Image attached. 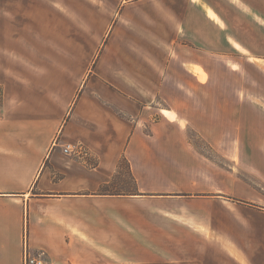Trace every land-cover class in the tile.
Masks as SVG:
<instances>
[{
  "label": "crops",
  "instance_id": "crops-1",
  "mask_svg": "<svg viewBox=\"0 0 264 264\" xmlns=\"http://www.w3.org/2000/svg\"><path fill=\"white\" fill-rule=\"evenodd\" d=\"M191 133L264 154V0H0V264H264V168Z\"/></svg>",
  "mask_w": 264,
  "mask_h": 264
},
{
  "label": "rangeland",
  "instance_id": "rangeland-1",
  "mask_svg": "<svg viewBox=\"0 0 264 264\" xmlns=\"http://www.w3.org/2000/svg\"><path fill=\"white\" fill-rule=\"evenodd\" d=\"M249 97L251 98H256L258 97V92H257V84L255 82H251L249 85ZM190 139L191 141L195 144V146L201 150V152H203V154H205L207 157L215 160L217 163H219L221 166L224 167H228L229 165H231V159L234 160V162H241L243 160V162H249L251 164V166H253L255 169L259 168H264V154L260 152H258L257 149V142H255L254 146L252 147V151L253 153L251 154H242L237 152L234 154L229 155V158H225L220 154L215 153L208 144H206L204 141H202L201 139L197 138L196 135H194L193 133H191L190 135ZM252 168V167H251ZM124 173L127 172L126 167L123 168ZM242 175V173H241ZM246 176L242 175L243 178H245L247 181H251V178H249L247 176V174H245ZM126 179V178H124ZM130 182V181H128ZM121 189H125V188H121Z\"/></svg>",
  "mask_w": 264,
  "mask_h": 264
},
{
  "label": "built area",
  "instance_id": "built-area-1",
  "mask_svg": "<svg viewBox=\"0 0 264 264\" xmlns=\"http://www.w3.org/2000/svg\"><path fill=\"white\" fill-rule=\"evenodd\" d=\"M62 152L63 154L70 156L83 164H89V150L81 143L75 145H64L62 147ZM22 264H45V261L41 256L31 255L25 249Z\"/></svg>",
  "mask_w": 264,
  "mask_h": 264
},
{
  "label": "trees",
  "instance_id": "trees-1",
  "mask_svg": "<svg viewBox=\"0 0 264 264\" xmlns=\"http://www.w3.org/2000/svg\"><path fill=\"white\" fill-rule=\"evenodd\" d=\"M120 166L123 167V168H124V167H127V163L124 162V161H121V162H120ZM106 190H107V188H104V189H103V192H105ZM243 203H245V202H243Z\"/></svg>",
  "mask_w": 264,
  "mask_h": 264
}]
</instances>
